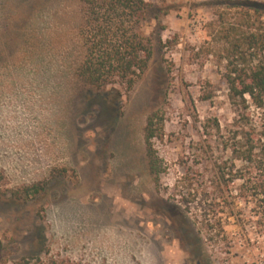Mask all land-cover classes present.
<instances>
[{"label": "rangeland", "instance_id": "rangeland-1", "mask_svg": "<svg viewBox=\"0 0 264 264\" xmlns=\"http://www.w3.org/2000/svg\"><path fill=\"white\" fill-rule=\"evenodd\" d=\"M83 1L0 0L2 186L50 181L47 194L25 202L0 196V264H264L261 208L246 198L253 189L218 175L226 161L245 179L264 181V113L250 108L254 161L238 159L239 148L232 155L227 146L244 151L246 136L231 126L224 80L232 62L246 63L238 38L264 34V0H147L154 52L120 116L105 92L89 98L73 74ZM243 49L251 63L257 51ZM155 110L166 117L156 142L159 182L144 141ZM217 120L221 133L213 126L208 134L204 125ZM61 167L77 176L52 177ZM196 181L225 207L220 249L200 230L201 212L183 205L202 188Z\"/></svg>", "mask_w": 264, "mask_h": 264}, {"label": "trees", "instance_id": "trees-1", "mask_svg": "<svg viewBox=\"0 0 264 264\" xmlns=\"http://www.w3.org/2000/svg\"><path fill=\"white\" fill-rule=\"evenodd\" d=\"M151 7L152 3L147 0H84L82 2L83 20L79 27V36L83 52L73 66V74L78 82L90 90L89 98L92 99L100 95V92H105V99L108 100L116 116L122 114L124 96L135 89L146 73L153 56V42L145 31V25L151 18ZM245 46L257 51L251 63H247L246 53L243 54L246 52L243 49ZM234 47L235 50H239V58L246 63L241 67L240 64L232 62L224 75V80L229 90L228 97L232 110L235 112L231 126L245 131L246 149L243 151L242 145L235 147L229 144L227 149L233 155L239 148L237 158L253 162L255 151L259 149L257 140L259 138L256 139L255 133L250 130L253 115L250 108L255 106L264 113V34L258 32L245 34L238 38ZM259 52L262 53L261 57ZM165 123V114L161 110H155L148 115L144 127L149 171L155 182L160 181L164 172L156 142L165 135ZM213 126H216L220 134L223 128L218 120L214 125H204L208 134L211 133L209 127ZM260 128H264V122ZM261 164H258V167H261ZM234 166V164L228 165L226 161L218 164L219 181L228 183L241 179L244 185L253 189L247 193L246 198L249 196L254 198L256 206L261 208L255 216L258 217L260 229L264 231V181L247 180L239 172H235ZM198 175L203 176L201 173ZM68 176H77L76 170L61 167L54 169L52 173V177ZM4 180L5 175L0 171V196L16 202H25L47 194L50 183L48 180L4 189L2 186ZM196 183L203 186L199 181ZM196 189V195L190 192L189 196L192 197L184 200L183 205L189 209L194 207L201 212L200 230L205 233V239L210 245L220 249L226 246L223 243L227 233L223 215L225 207L218 195L209 197L205 188L196 187Z\"/></svg>", "mask_w": 264, "mask_h": 264}]
</instances>
